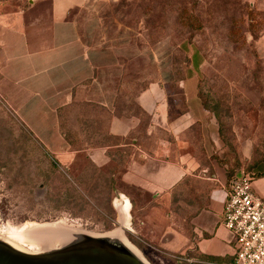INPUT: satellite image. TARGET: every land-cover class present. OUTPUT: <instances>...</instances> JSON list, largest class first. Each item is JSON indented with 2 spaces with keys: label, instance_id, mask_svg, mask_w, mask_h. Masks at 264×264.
<instances>
[{
  "label": "rangeland",
  "instance_id": "1",
  "mask_svg": "<svg viewBox=\"0 0 264 264\" xmlns=\"http://www.w3.org/2000/svg\"><path fill=\"white\" fill-rule=\"evenodd\" d=\"M18 1L0 4L18 7ZM99 13L100 35L119 52V61L106 75L115 79L118 95H133L163 74L172 77V68L175 77H183L184 67L196 61L198 93L219 117L231 172L242 170L251 183L264 155V0H105ZM71 120L64 119L59 137L70 147H47L32 122L0 91V238L6 240L2 232L24 223L62 221L96 235L122 230L149 264H201L193 248L181 254L178 247L164 244L174 231L188 230L198 197L176 191L164 213L147 217L153 201L138 197L135 187L121 181V163L97 166L83 153L86 140L94 144L105 134L75 132L67 126ZM242 148L251 152L244 164ZM72 151L77 152L68 153ZM59 152L66 153L64 159ZM105 178L113 181L110 205L101 190ZM65 180L77 183L76 191L88 205L71 199L75 192ZM91 183L98 185L92 199L85 189ZM119 193L131 204L129 230L122 228L115 207Z\"/></svg>",
  "mask_w": 264,
  "mask_h": 264
},
{
  "label": "crops",
  "instance_id": "2",
  "mask_svg": "<svg viewBox=\"0 0 264 264\" xmlns=\"http://www.w3.org/2000/svg\"><path fill=\"white\" fill-rule=\"evenodd\" d=\"M103 5L105 0L0 4V91L52 149L70 147L59 138L68 117L72 120L67 126L75 132L107 131L118 138L117 144L107 145H89L86 140L82 151L102 166L111 161L108 151L118 156L114 152L130 149L121 181L135 187L138 197L153 201L147 217L164 213L176 191L198 197L189 208L188 230L174 231L165 246L178 247L181 254L193 248L204 264L209 259L212 264H232L235 241L222 225V212L230 178L242 170L230 172V147L198 95V63L185 66L182 78L163 74L150 80L122 105L115 79L106 77L119 61V52L100 35ZM240 150L243 164L249 162L250 148ZM65 154L59 152L58 157L64 159ZM256 171L251 187L264 197V158ZM122 196L124 202H115V207L122 227L129 230V199L121 193L115 199Z\"/></svg>",
  "mask_w": 264,
  "mask_h": 264
},
{
  "label": "water",
  "instance_id": "3",
  "mask_svg": "<svg viewBox=\"0 0 264 264\" xmlns=\"http://www.w3.org/2000/svg\"><path fill=\"white\" fill-rule=\"evenodd\" d=\"M79 231L69 234L66 243L36 253L19 250L0 238V264H145L118 238L108 236L111 232L96 235Z\"/></svg>",
  "mask_w": 264,
  "mask_h": 264
},
{
  "label": "built area",
  "instance_id": "4",
  "mask_svg": "<svg viewBox=\"0 0 264 264\" xmlns=\"http://www.w3.org/2000/svg\"><path fill=\"white\" fill-rule=\"evenodd\" d=\"M222 225L234 237L232 264H264V197L252 190L250 178L243 171L230 178Z\"/></svg>",
  "mask_w": 264,
  "mask_h": 264
},
{
  "label": "bare ground",
  "instance_id": "5",
  "mask_svg": "<svg viewBox=\"0 0 264 264\" xmlns=\"http://www.w3.org/2000/svg\"><path fill=\"white\" fill-rule=\"evenodd\" d=\"M122 202H124V199L122 200L119 199L118 206ZM124 207L125 206H123V208ZM79 232L80 231H77L70 225H65L62 221H56L51 225L49 224L36 225L35 223H29V224L24 223V225L20 227H11L8 230H5L4 232H2V235H4L6 241H8V243L13 247L21 250L20 246L28 245L26 250L31 251L33 253V252H37L39 248L54 249V247L59 246V244L66 243L68 241L69 234H74ZM108 236L118 238L120 242H122L133 253H135V255H137L140 259H142V261H144L145 264H147V262L142 258L141 254L131 244L127 242V240L125 239V237L122 235L121 232L111 233L108 234ZM48 247H52V248H48Z\"/></svg>",
  "mask_w": 264,
  "mask_h": 264
},
{
  "label": "trees",
  "instance_id": "6",
  "mask_svg": "<svg viewBox=\"0 0 264 264\" xmlns=\"http://www.w3.org/2000/svg\"><path fill=\"white\" fill-rule=\"evenodd\" d=\"M188 18V20H191L189 17H187ZM184 19H182V21H183ZM172 78H182V77H175L174 76V69L172 68ZM147 86V85H146ZM146 86L143 88V89H145L146 88ZM142 89V90H143ZM141 90V91H142ZM141 91H139V92H141ZM137 93V92H136ZM198 95H199V97H200V99H201V102H202V104H203V106H204V108H206L209 112H211L212 113V115L214 116V118L216 119V121H217V123H218V130H219V135H220V138H221V140L224 142V144H226L227 145V138H225V132L222 130V126H221V123H220V121H219V117H218V115H217V113H216V111L214 110V109H212V108H209L208 107V105H207V103H206V101L205 100H203V96L202 95H200L199 93H198ZM130 96H134V94L132 95V94H130V95H128L127 97H130ZM118 99H122L123 101H122V105H124L125 106V104H127L128 105V101L127 100H125L126 99V96L125 95H122V96H118ZM139 109V108H138ZM137 109V110H138ZM140 111V110H139ZM140 113V112H139ZM88 119L87 120H84V123L85 124H89L88 123ZM103 134H105V136L107 137V138H104L103 139V141L102 140H99V141H97V142H95L94 144H89V145H107V143H110V144H117V142L119 141V139L118 138H114V137H112V136H110L109 134H108V132L106 131V132H102ZM129 152H130V149H125L124 150V152H120V153H116V152H114V155L115 154H118V156H113V153H111V152H107V155L110 157V159L111 160H113V161H118V162H120L121 163V166H124V163H125V161H126V159H127V156L129 155ZM262 158H264V155H263V157ZM231 172V171H230ZM65 183H67V185H68V190L70 191V192H75V196L73 197V198H71V199H80L79 200V202L82 204V205H88V203L86 202V201H84L82 198H81V196L79 195V193L76 191V187H77V183H73V182H71V181H69V180H65ZM112 183H113V181L111 180V179H104L103 180V184H102V186H101V190L103 191V192H105L106 193V197H105V199H107V204H109L110 205V196H109V192H110V190H111V186H112ZM76 186H75V185ZM79 186V185H78ZM81 187V186H80ZM97 187H98V185L96 184V183H91V184H89L85 189H86V192H87V195H88V197L89 198H94L93 196H94V192H95V190L97 189ZM179 187V185L176 187V188H178ZM83 188V187H82ZM68 197H70V196H68ZM79 202L78 203H75V204H79ZM197 259L198 260H201V258L200 257H198L197 256ZM206 261V260H205ZM210 261H213V260H208V262H207V264H212V263H209ZM199 263H201V264H204V263H202V262H200V261H198Z\"/></svg>",
  "mask_w": 264,
  "mask_h": 264
}]
</instances>
